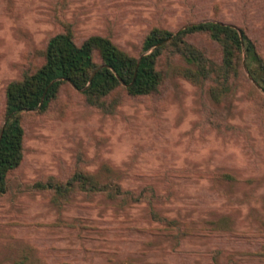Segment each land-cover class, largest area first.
I'll use <instances>...</instances> for the list:
<instances>
[{
	"label": "rangeland",
	"instance_id": "1",
	"mask_svg": "<svg viewBox=\"0 0 264 264\" xmlns=\"http://www.w3.org/2000/svg\"><path fill=\"white\" fill-rule=\"evenodd\" d=\"M58 19L77 42L106 36L133 55L152 26L221 22L264 59V0H0V105L22 56L44 48ZM250 83L257 92L242 81L217 105L206 88L170 78L159 97L127 100L111 116L74 97L66 115L31 123L23 188L79 162L124 190L154 188L173 229L143 204L79 197L60 209L26 192L0 204V264H264V93Z\"/></svg>",
	"mask_w": 264,
	"mask_h": 264
},
{
	"label": "trees",
	"instance_id": "2",
	"mask_svg": "<svg viewBox=\"0 0 264 264\" xmlns=\"http://www.w3.org/2000/svg\"><path fill=\"white\" fill-rule=\"evenodd\" d=\"M58 26L44 48L22 56L18 77L3 89L0 204L26 192L45 195L51 206L60 209L79 197H102L119 209L143 204L150 218L173 229L174 222L156 210L162 196L154 188L124 190L113 178L101 179L79 162L64 176L35 180L23 188L17 172L24 161L29 125L66 115L74 97L85 108L111 116L127 100L159 97L170 78L206 88L217 105L242 81L251 84L252 79L264 93V59L242 29L240 37L238 28L221 22L193 21L177 31L152 26L142 40L140 55L106 36L91 35L77 42L72 23L58 19ZM202 38L215 46L217 56L200 45Z\"/></svg>",
	"mask_w": 264,
	"mask_h": 264
},
{
	"label": "water",
	"instance_id": "3",
	"mask_svg": "<svg viewBox=\"0 0 264 264\" xmlns=\"http://www.w3.org/2000/svg\"><path fill=\"white\" fill-rule=\"evenodd\" d=\"M237 30V29H236ZM237 32H238V34H239V36L241 37V32L239 31V30H237ZM258 87V86H257ZM2 135V131H1V133H0V136Z\"/></svg>",
	"mask_w": 264,
	"mask_h": 264
}]
</instances>
